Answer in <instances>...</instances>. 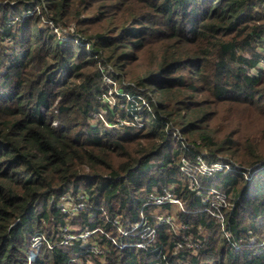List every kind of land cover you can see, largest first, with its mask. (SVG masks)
<instances>
[{"label":"trees","instance_id":"obj_1","mask_svg":"<svg viewBox=\"0 0 264 264\" xmlns=\"http://www.w3.org/2000/svg\"><path fill=\"white\" fill-rule=\"evenodd\" d=\"M0 264H264V0H0Z\"/></svg>","mask_w":264,"mask_h":264},{"label":"built area","instance_id":"obj_2","mask_svg":"<svg viewBox=\"0 0 264 264\" xmlns=\"http://www.w3.org/2000/svg\"><path fill=\"white\" fill-rule=\"evenodd\" d=\"M50 28L52 27V26H49ZM53 32H54V30H53ZM114 104V103H113ZM56 124V123H55ZM197 160H200L199 158H197ZM201 165H206L205 163H200ZM189 164L187 163V161H185L184 162V166L181 168V171L182 172H184L185 170H188L189 171V168H187V166H188ZM208 168L205 170V172H202V173H209L208 172V169H210V170H221V169H223V170H225V172H232V171H235V168L234 167H232V166H229V164H227V165H225V164H222V163H216V164H214V163H210V165H206ZM199 168H200V166H199ZM199 171H201L200 169H199ZM247 178L248 177H246L245 179L247 180ZM163 191V193H161V194H158V195H156L154 198H153V201H154V204L155 205H161V204H164V203H169L170 205L171 204H180L181 205V203H180V201L179 200H177L175 197H173L169 192H168V190H162ZM67 196V195H66ZM65 196V197H66ZM64 197V198H65ZM63 198V199H64ZM80 197H78V198H75L76 200L77 199H79ZM63 199H62V201H63ZM69 199H66V201H68ZM76 200H75V202H74V204H73V207H72V209L70 208V209H68V210H66L64 207H62V205H61V212L63 213V214H66V215H70L71 213H74V212H76V213H79V211H81L83 208H84V206H83V204H82V202H79L77 205H76ZM158 219V222L159 223H169V224H172L173 225V219L171 218V217H158L157 218ZM140 226V224H135L134 226H131V228H129V229H127L125 232H123V234L122 235H125L126 234V232L127 231H129V232H132V231H135L138 227ZM135 228V229H134ZM147 230V229H146ZM96 231L95 230H93V231H87L85 234H84V236H81V237H78V239H81V241L83 242V239L84 238H87V239H91L92 238V236H93V234L95 233ZM151 233H154V231L153 230H151ZM146 234H148L147 236H153V235H150V231H148ZM66 235H68V234H66ZM74 239V238H73ZM73 239H70V238H68V236H65L64 238H63V241H62V243L64 244V245H68V244H70L71 243V241L73 240ZM36 243H35V245L33 246V247H37V246H39L40 245V243H41V238L40 237H38V240H36L35 241ZM85 246V245H84ZM86 246H90L91 248V251H94V250H96V248H98L97 247V244H95V245H86ZM121 246H124V244L123 245H121ZM138 246V245H137ZM96 252H99V251H97L96 250ZM35 256H34V253L33 252H30V254H29V257H28V259H33Z\"/></svg>","mask_w":264,"mask_h":264},{"label":"rangeland","instance_id":"obj_3","mask_svg":"<svg viewBox=\"0 0 264 264\" xmlns=\"http://www.w3.org/2000/svg\"><path fill=\"white\" fill-rule=\"evenodd\" d=\"M65 40V39H64ZM114 86H111L110 88H108L107 89V93H105V94H98L97 96H96V99H97V101H102V103H104V104H108L109 106H114L115 105V100H116V98L114 97V95H113V93H119V91H118V89L116 88V87H114ZM114 103V104H113ZM104 113H105V110H102L101 112H97V113H93V117L94 118H96V119H101V118H103L104 117ZM104 120H105V118H103ZM118 119V118H117ZM254 127H257V129L259 128V124H257V123H255V125H253ZM202 163H205V162H202ZM206 164V163H205ZM208 167L206 166V165H201L200 164V172L199 171H197L198 172V174L199 173H202V172H205V170L207 169ZM188 170H185L184 172H182V174H183V176L184 177H189V173H190V171H188ZM192 176L194 177L195 176V172H193L192 173ZM195 183L197 184V180H195ZM66 199H69L68 201H66ZM75 200L76 199H74V198H72L69 194H67V196L63 199V201H62V207H64L66 210H68V209H72V207H73V204H74V202H75ZM182 209V204L180 205V204H171V212H170V214H174L177 210H181ZM156 212H158L157 210L154 212V213H156ZM157 214V213H156ZM76 215H78V213H76V212H74V213H71L70 215H69V217L71 218V217H74V216H76ZM152 215H154V216H158V217H171L170 215H155V214H152ZM157 217V218H158ZM172 218V217H171ZM173 222H174V220H173ZM175 224V223H174ZM134 226V225H133ZM67 228H70V227H65V228H62V229H60V232H61V235H62V237L64 238L65 236H68V238H70V239H77L78 237H81V236H84V234L87 232V230H82V231H78V232H75L76 234H74V232L71 234V233H68L69 231L70 232H72V230H71V228L70 229H67ZM73 229H75V230H77V226H74V227H72ZM129 228H131V227H129V226H127V227H125V228H123V229H119V231H118V233L120 234V235H122L123 234V232H125L127 229H129ZM135 229V228H134ZM96 232L93 234V237H94V239L95 240H97V231H99L98 229H96L95 230ZM66 234H68V235H66ZM93 237L91 238V239H87V238H84L83 239V242H82V245L84 246H86V245H95V244H97L98 245V243L97 242H95L94 240H93ZM35 243L36 242H33V246L35 245ZM71 244V243H70ZM70 244H68V245H70ZM32 246V247H33ZM31 252H33V251H31ZM36 255V252H34V256Z\"/></svg>","mask_w":264,"mask_h":264}]
</instances>
